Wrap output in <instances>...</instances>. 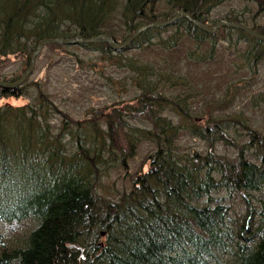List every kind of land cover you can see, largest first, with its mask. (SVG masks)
<instances>
[{
  "label": "trees",
  "instance_id": "obj_1",
  "mask_svg": "<svg viewBox=\"0 0 264 264\" xmlns=\"http://www.w3.org/2000/svg\"><path fill=\"white\" fill-rule=\"evenodd\" d=\"M178 11L264 36V0H0V70L14 64L0 79L17 81L43 39L106 35L119 43ZM42 51L21 86L0 89V264H264V133L232 110L264 63L263 42L178 19L117 52L101 42ZM183 58L213 66L210 80H224L222 88L179 76ZM84 62L102 75L114 66L105 93L130 88L132 98L73 117L67 99L89 92L65 93L64 81H78L69 69ZM44 63L45 78L34 79ZM251 94L252 107L264 105V90ZM21 98V106L9 102ZM142 145L148 153L131 172L126 162ZM111 171L129 181L113 199L99 192Z\"/></svg>",
  "mask_w": 264,
  "mask_h": 264
},
{
  "label": "rangeland",
  "instance_id": "obj_2",
  "mask_svg": "<svg viewBox=\"0 0 264 264\" xmlns=\"http://www.w3.org/2000/svg\"><path fill=\"white\" fill-rule=\"evenodd\" d=\"M228 9V7H222L219 9L214 10V14H213V18H218L219 16L222 15V13H225V10ZM218 11V12H216ZM212 12V13H213ZM220 12V13H219ZM218 14V15H217ZM180 51H182L183 53H185V49L180 46L179 48ZM42 52V53H41ZM36 59V66L38 63H41L43 61V57L45 55V51H41ZM159 52V51H158ZM138 55V57L141 60H149V58H152L151 56H156V57H160L157 56L156 54H147V56L144 55H140L137 54V52H134L133 55ZM159 54L162 56H166L167 54L165 53H161L159 52ZM78 55H80V57L85 58L86 60H89V57H91V55L89 56L88 54H84V52H78ZM11 59H13L14 57H10ZM40 60V62H39ZM179 62V70L178 73H180L182 76L183 74L188 77V79H198V83L196 85H198V88H204L206 85V82L209 83L212 88L215 85H218L222 88V84L225 83L224 80L217 81L218 83H216L214 80H210L211 78V74L209 73L208 69L212 72H214V70H212L210 65H207L208 63H204L205 65H198V66H193L192 62L188 59V58H183V59H177L176 63ZM43 63V62H42ZM195 63V62H194ZM173 65V62L171 63ZM44 66L41 67L39 70H36V72H34V79L36 80H43L46 76V67H45V63L43 64ZM92 65V64H91ZM0 67H4V66H0ZM14 67V64L3 68L2 70H0L1 73H5L6 75H8L10 73V70ZM35 68V67H34ZM33 68V70H34ZM1 69V68H0ZM70 73L69 75L71 77L77 76L79 79L78 81L81 82V84L78 81L75 80H67L65 78V83H67V89L65 90L66 92L69 93H75V95L73 96H77L78 93L82 87H84V90H86V92H89L87 96H85L87 93L84 94V96H82V98L80 99H76L75 97L67 99V105H64V107H67L71 110L74 111V113L72 112V116L75 118H80L83 116L82 113L92 110V111H100L104 106H108L109 104H111L114 101H125L128 100L130 98H132V93H135L134 90L127 88L126 93L125 94H119V96L117 97H113V92L116 89H111L110 91V95H107L105 92V81L103 80L105 76H109V77H115L116 74L119 73V71L114 67V66H104V73L103 75L99 72V68H94L93 66H87L86 62L83 63L82 67L79 69V66H75V67H71L69 69ZM56 72L58 74H60V70L56 69ZM215 74V73H214ZM217 74V73H216ZM121 76V75H120ZM118 76V77H120ZM213 76V74H212ZM248 75H244V77L246 78ZM32 77V76H31ZM209 77V78H208ZM215 78V77H212ZM249 78V77H248ZM201 79V80H200ZM240 79V78H239ZM1 80V79H0ZM241 80H244V78L242 77ZM68 81V82H67ZM221 84V85H219ZM62 86V85H61ZM94 88L95 92H91L92 89ZM248 88V94L246 93V97L243 98V104L236 103L235 107L232 108V110L238 114H240V116L242 118H245V123L249 124V126L252 128V131H256L259 134L264 133V105H260L257 107H252L249 103L250 100V94L253 92V94H251L252 96L262 92L264 90V63H262L261 65H259L255 71V75L254 78L250 80L249 85H247ZM112 96V98H111ZM26 99H19V100H11L9 102H11L13 105H17V106H21L24 103H26L25 101ZM84 101V102H83ZM6 102V100H0V103H4ZM63 107V105H61ZM90 113V112H88ZM261 132V133H260ZM263 136V135H262ZM182 142L184 144H189L190 148L193 145H199L198 142H193L190 141L189 137H185L184 140H182ZM193 148V147H192ZM149 146L147 145H142L139 147L137 154L133 157V159H131L130 161L126 162V165L128 166V168L131 170V172L135 171L137 169V167L140 166V164L143 161L144 156L148 153ZM124 171H120V172H115V171H111L108 175H106L104 178H102L101 180V190L99 191L101 194H103L104 196L113 199L115 198V195H117V193L122 192L123 190H127L129 188V181H123L121 176L123 174ZM238 201H234L233 203V207H237L238 205Z\"/></svg>",
  "mask_w": 264,
  "mask_h": 264
},
{
  "label": "water",
  "instance_id": "obj_3",
  "mask_svg": "<svg viewBox=\"0 0 264 264\" xmlns=\"http://www.w3.org/2000/svg\"><path fill=\"white\" fill-rule=\"evenodd\" d=\"M178 19H184L190 23H192L194 26H196L199 30L205 32V33H213L219 28H227V29H235L242 33H244L246 36L261 41L264 43V36L258 34L254 30H252L248 26L244 25H238V24H231L226 22H217L211 27H207L205 25H202L196 21H194L190 16H188L185 13L182 12H174L172 17L164 20V21H153L151 23L145 24L141 26L140 28L136 29L132 34H130L128 37H126L125 40L119 43L113 42L108 36L106 35H98L96 37L86 39L81 37L76 38H69V39H63V38H54V39H43L38 42L37 48L34 51V53L31 55V60L28 68L24 73L17 79V81L14 82H4L0 80V89H15L19 86H21L24 81L27 79V77L32 72L34 65H35V59L37 55L42 51L43 47L45 45H53V44H60L64 46H70V45H77V44H92V43H105L109 49L112 51H118L124 49L132 40H134L142 31H145L150 28H161L164 26H167L169 24L174 23Z\"/></svg>",
  "mask_w": 264,
  "mask_h": 264
},
{
  "label": "bare ground",
  "instance_id": "obj_4",
  "mask_svg": "<svg viewBox=\"0 0 264 264\" xmlns=\"http://www.w3.org/2000/svg\"><path fill=\"white\" fill-rule=\"evenodd\" d=\"M237 4V3H236ZM242 11V10H241ZM216 12H218V11H216ZM218 15V14H217ZM254 16V15H253ZM261 16V15H260ZM192 18V17H191ZM194 18V17H193ZM258 18H259V16H258ZM198 19V18H197ZM216 19V18H215ZM194 20V19H193ZM194 21H196V20H194ZM220 21H222V22H226V23H231V22H227V21H224V20H218V21H216L215 23H217V22H220ZM179 22V21H178ZM188 22V21H187ZM196 22H198V21H196ZM190 23V22H189ZM198 23H200V24H202V25H205V24H203V23H201V22H198ZM214 23V24H215ZM191 25H193L192 23H190ZM213 24V25H214ZM231 24H237V23H231ZM243 24V23H242ZM248 24V23H247ZM176 25V24H175ZM213 25H211L210 24V26H208V25H205V26H207V27H211V26H213ZM239 25V24H238ZM194 26V25H193ZM248 26V25H247ZM252 26V25H251ZM194 27H196V26H194ZM249 27V26H248ZM185 28H186V26H185ZM197 28V27H196ZM253 28V27H252ZM198 29V28H197ZM235 30V29H234ZM201 31V30H200ZM217 31V30H216ZM203 32V31H202ZM205 33V32H204ZM208 34H210V33H208ZM259 34V33H258ZM197 35V34H196ZM261 35V34H260ZM263 36V35H262ZM241 43V42H240ZM247 44V43H246ZM125 49V48H124ZM123 50V49H122ZM117 52V51H116ZM105 55V54H104ZM17 99V98H16ZM84 102V101H83ZM22 244V243H21ZM19 245V244H18ZM236 246V245H235ZM4 250V249H3Z\"/></svg>",
  "mask_w": 264,
  "mask_h": 264
}]
</instances>
